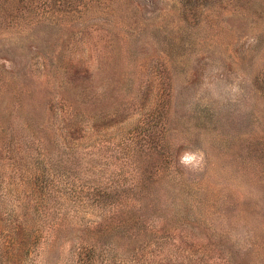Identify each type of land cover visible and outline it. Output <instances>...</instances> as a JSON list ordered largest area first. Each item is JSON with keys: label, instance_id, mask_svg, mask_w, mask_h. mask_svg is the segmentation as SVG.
Wrapping results in <instances>:
<instances>
[{"label": "rangeland", "instance_id": "obj_1", "mask_svg": "<svg viewBox=\"0 0 264 264\" xmlns=\"http://www.w3.org/2000/svg\"><path fill=\"white\" fill-rule=\"evenodd\" d=\"M0 264H264V0H0Z\"/></svg>", "mask_w": 264, "mask_h": 264}, {"label": "clouds", "instance_id": "obj_2", "mask_svg": "<svg viewBox=\"0 0 264 264\" xmlns=\"http://www.w3.org/2000/svg\"><path fill=\"white\" fill-rule=\"evenodd\" d=\"M179 163L184 168L191 171H198L202 168L204 163V153L202 151L186 150L179 156Z\"/></svg>", "mask_w": 264, "mask_h": 264}]
</instances>
